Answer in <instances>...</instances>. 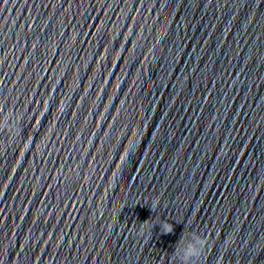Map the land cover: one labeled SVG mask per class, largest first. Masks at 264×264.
Instances as JSON below:
<instances>
[{"label":"clouds","instance_id":"1","mask_svg":"<svg viewBox=\"0 0 264 264\" xmlns=\"http://www.w3.org/2000/svg\"><path fill=\"white\" fill-rule=\"evenodd\" d=\"M164 230L165 233H170L172 231V226L167 225ZM207 243L208 241L206 239L200 238L197 240L196 244H189L187 249L185 250V257L188 258L192 256L201 255ZM197 245H199V247H197Z\"/></svg>","mask_w":264,"mask_h":264}]
</instances>
